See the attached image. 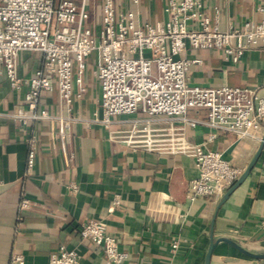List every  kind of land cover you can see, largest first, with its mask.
Segmentation results:
<instances>
[{"label":"crops","instance_id":"obj_1","mask_svg":"<svg viewBox=\"0 0 264 264\" xmlns=\"http://www.w3.org/2000/svg\"><path fill=\"white\" fill-rule=\"evenodd\" d=\"M201 2L222 30L264 20V0ZM116 4L119 11L132 8L130 0H116ZM165 6L166 0H141L140 22L166 20ZM182 57L202 61L191 66L192 85H264V47L237 64L226 61L219 50L188 49ZM95 59L96 55L88 59L83 75L85 91L73 103L76 115L89 118L100 111L101 88L93 76ZM42 64L40 53L23 52L19 74L30 77ZM24 94L25 89L12 90L7 78L0 76V264H9L14 253H22L26 264H48L61 245L77 249L81 264H102V249L80 236L81 225L89 220L107 224L119 248L129 255L124 264H205L212 236L215 240L232 239L252 253L264 254V148L252 172L218 209L222 198L187 199L190 182L197 176L192 157L133 151L111 140L99 124L74 127L66 150L74 152L75 158L67 163L57 136L58 123L44 122L31 128L7 116L24 105ZM44 107L50 113L58 112L56 90L45 95ZM189 115L205 119L207 112L190 111ZM133 117H115L113 128L127 130L129 124L124 121ZM33 131L38 134L39 148L36 165L28 173L26 140ZM210 134L216 135L212 141L207 140ZM187 136L222 152L245 170L261 145L264 129L255 136L239 137L199 124L189 127ZM71 183L78 185L76 193L70 191ZM116 194L122 197L119 206L112 204ZM25 198L30 208H21ZM174 241L180 242L175 252ZM211 264H264V258L247 256L219 242Z\"/></svg>","mask_w":264,"mask_h":264},{"label":"built area","instance_id":"obj_2","mask_svg":"<svg viewBox=\"0 0 264 264\" xmlns=\"http://www.w3.org/2000/svg\"><path fill=\"white\" fill-rule=\"evenodd\" d=\"M130 1L131 9L119 11L116 0H0V76L7 78L12 90L25 89L24 105L7 116L31 128L44 122L58 123L57 136L67 163L75 153L66 150V143L78 124L102 125L111 140L133 151L192 157L197 176L190 182L187 199L217 201L244 169L206 143L189 140L187 129L204 124L239 137L255 136L264 129V85H192L191 66L202 61L182 54L188 49L219 50L226 61L237 64L264 47V20L222 30L212 22L201 0H166V20L140 22L141 0ZM23 52H37L43 58L42 66L30 77L19 74ZM92 55H96L93 76L101 94L100 111L89 118L76 115L73 103L85 91L83 75ZM55 90L58 112L50 113L44 107V97ZM201 110L207 112L205 119L189 115ZM122 116H134L124 121L129 128L114 129V118ZM215 137L210 134L207 140ZM26 142L31 173L39 148L37 132H31ZM78 142L81 146V136ZM70 191L76 193L78 185L71 183ZM112 204L121 205V195L116 194ZM21 208H30V201L23 199ZM80 236L102 249V264H124L129 257L104 221L84 222ZM179 246L180 242L174 241L172 250ZM9 264H26V258L14 253ZM48 264H81V255L77 249L61 245Z\"/></svg>","mask_w":264,"mask_h":264},{"label":"water","instance_id":"obj_3","mask_svg":"<svg viewBox=\"0 0 264 264\" xmlns=\"http://www.w3.org/2000/svg\"><path fill=\"white\" fill-rule=\"evenodd\" d=\"M264 148V137L262 139L261 145L257 151V153L255 154L254 158L252 159V161L249 163V165L246 167V169L244 170L243 174L241 175V177L236 181V183L230 187L226 193L223 195L219 205H218V209L221 207V205L230 197V195L245 181V179L248 177V175L252 172V170L254 169L257 161L259 160L262 151ZM219 242H226L228 244H230L231 246H233L234 248H236L238 251H240L241 253L253 257V258H264V254H255L252 253L248 250H246L244 247H242L241 245H239L237 242H235L232 239H228V238H221V239H214L212 236L206 257H205V264H211V260H212V256L214 253V250L217 246V244Z\"/></svg>","mask_w":264,"mask_h":264}]
</instances>
